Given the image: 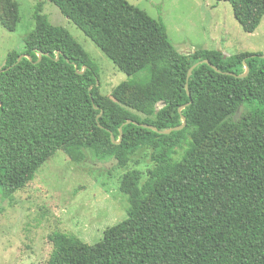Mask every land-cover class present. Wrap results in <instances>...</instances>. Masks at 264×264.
I'll use <instances>...</instances> for the list:
<instances>
[{"label": "trees", "instance_id": "trees-1", "mask_svg": "<svg viewBox=\"0 0 264 264\" xmlns=\"http://www.w3.org/2000/svg\"><path fill=\"white\" fill-rule=\"evenodd\" d=\"M47 1L121 72L149 68L150 77L100 95L97 65L37 3L23 52L8 53L0 69V198L32 182L58 151L123 169L147 150L151 162L144 179L133 170L120 181L123 221L92 246L52 233L48 264H264V58L183 55L161 21L125 0ZM3 2L12 32L18 4ZM215 2L230 5L244 33L264 17V0ZM182 118L183 129L171 131Z\"/></svg>", "mask_w": 264, "mask_h": 264}, {"label": "rangeland", "instance_id": "rangeland-1", "mask_svg": "<svg viewBox=\"0 0 264 264\" xmlns=\"http://www.w3.org/2000/svg\"><path fill=\"white\" fill-rule=\"evenodd\" d=\"M18 21L8 32L4 2H0V69L8 53H22L23 38L35 27L34 7L42 3V13L54 27L65 29L97 65L100 95L111 98L122 83H146L149 68L136 74L121 72L101 50L55 5L47 0H14ZM150 18L161 21L168 39L181 54L214 50L224 57L240 54L264 55V17L254 33H244L228 3L215 0H125ZM3 22V23H2ZM163 107L159 103L158 111ZM140 119L144 117L132 112ZM183 149L174 157L179 160ZM151 168L149 151L141 150L125 168L99 163L86 152L79 163L58 151L45 162L34 180L11 198H0V264H48L54 233L71 235L82 243L95 245L103 232L123 221L129 209L127 196L119 191L127 171L137 170L145 178Z\"/></svg>", "mask_w": 264, "mask_h": 264}, {"label": "water", "instance_id": "water-1", "mask_svg": "<svg viewBox=\"0 0 264 264\" xmlns=\"http://www.w3.org/2000/svg\"><path fill=\"white\" fill-rule=\"evenodd\" d=\"M261 57L262 58H264V55H261ZM204 63L205 64H208V62L207 61H204ZM209 65V64H208ZM197 65H194L193 67H191L189 70H188V72H187V77H186V80H188V78H189V76H190V74H191V72H192V70L196 67ZM247 73V69H246V72H245V74ZM185 88L187 89V87L185 86ZM188 96H189V94H188ZM183 109V107L182 108H180L179 109V112L181 111ZM129 123H131L130 121H128L127 122V124H129ZM185 126V119L184 118H182V124H181V126H179V127H176V128H174V129H172L171 131H180V130H182L183 129V127ZM145 127H147V128H150V129H152V130H154L155 131V128H153V127H149V126H145ZM171 131H169V132H171ZM169 132H165V134H167V133H169ZM121 139H122V132L120 131V134H119V139H118V141L117 142H115L114 140H113V138H112V141H113V143L114 144H119L120 143V141H121Z\"/></svg>", "mask_w": 264, "mask_h": 264}]
</instances>
